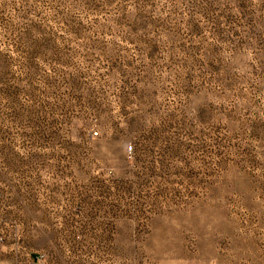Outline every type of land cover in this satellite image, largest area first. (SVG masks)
Masks as SVG:
<instances>
[{
	"label": "rangeland",
	"instance_id": "374dc122",
	"mask_svg": "<svg viewBox=\"0 0 264 264\" xmlns=\"http://www.w3.org/2000/svg\"><path fill=\"white\" fill-rule=\"evenodd\" d=\"M0 264H264V0H0Z\"/></svg>",
	"mask_w": 264,
	"mask_h": 264
},
{
	"label": "built area",
	"instance_id": "2783aa9c",
	"mask_svg": "<svg viewBox=\"0 0 264 264\" xmlns=\"http://www.w3.org/2000/svg\"><path fill=\"white\" fill-rule=\"evenodd\" d=\"M130 148V147H129Z\"/></svg>",
	"mask_w": 264,
	"mask_h": 264
},
{
	"label": "trees",
	"instance_id": "16d2710c",
	"mask_svg": "<svg viewBox=\"0 0 264 264\" xmlns=\"http://www.w3.org/2000/svg\"><path fill=\"white\" fill-rule=\"evenodd\" d=\"M131 148V147H130Z\"/></svg>",
	"mask_w": 264,
	"mask_h": 264
}]
</instances>
